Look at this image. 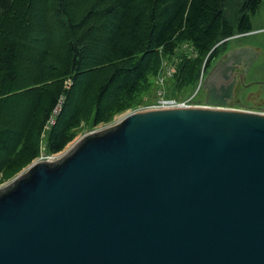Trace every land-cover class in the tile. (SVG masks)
Segmentation results:
<instances>
[{
	"label": "water",
	"instance_id": "95a60500",
	"mask_svg": "<svg viewBox=\"0 0 264 264\" xmlns=\"http://www.w3.org/2000/svg\"><path fill=\"white\" fill-rule=\"evenodd\" d=\"M0 264H264V114L131 111L33 161L0 189Z\"/></svg>",
	"mask_w": 264,
	"mask_h": 264
},
{
	"label": "trees",
	"instance_id": "16d2710c",
	"mask_svg": "<svg viewBox=\"0 0 264 264\" xmlns=\"http://www.w3.org/2000/svg\"><path fill=\"white\" fill-rule=\"evenodd\" d=\"M37 1L0 0L4 179L42 153L63 150L83 123L96 127L152 101L136 102L163 55L179 59L169 96L194 89L203 66L207 69L226 50L225 39L254 30L252 17L263 0H45L34 12ZM39 14L52 18L60 36L55 31L32 66L36 74L21 81L22 54L30 47L33 57L37 47L30 44H40L37 36L47 32ZM26 99L28 115L19 120L10 106Z\"/></svg>",
	"mask_w": 264,
	"mask_h": 264
},
{
	"label": "rangeland",
	"instance_id": "374dc122",
	"mask_svg": "<svg viewBox=\"0 0 264 264\" xmlns=\"http://www.w3.org/2000/svg\"><path fill=\"white\" fill-rule=\"evenodd\" d=\"M44 1L45 0H39L36 3H34L33 9L35 7H37L38 2L43 4ZM33 9H31V12ZM35 11L36 10L34 9V12ZM37 21L46 23L45 26L42 25L41 29L43 30V32L44 31H47V32L45 33V37L44 36L41 37L40 35L37 36V38H40V41H41L40 44H37V43L30 44V46L31 47L33 46V48H34V46L37 47V49L35 51V55L33 57H32L33 53H32V51H30V47L25 49L26 51H28V53L24 52L22 54V66L20 67L21 68V70H20L21 71L20 72V80L21 81L27 79V77H29L31 75L33 76L34 74H36L35 69H33V67L34 68L36 67V64L39 61V57H41V54L44 51L45 45H47V44L51 45L52 39H53V34H55V31H57V33L60 36V30H58L57 25L53 22L51 17L49 18V16H47L45 18V17H42L41 14H39ZM252 21H253V28H255V29L253 31L247 33V34L241 35L240 37H238L235 40L228 41L226 43V46H225L226 50L219 57H217V59L224 56L226 53L229 52V50L231 51L232 49L237 48V46H240V45L241 46L254 45L258 48H261L262 53H261L260 57L258 58V60L255 63L254 62L252 63V65H251L252 70L250 72L249 78L247 79V81H249V80L255 78V79L261 81V83L259 82V83H257V85H254L252 88H250V90H252L254 93L259 94L261 96L264 93V28H261V27H264V0L262 1L261 5H260L259 10L252 17ZM33 22L35 23L36 19L33 20ZM48 32H50V34L48 36V41H46L44 38H47ZM189 49H190V46L188 44H185L184 49H182V51L187 52V50H189ZM177 65H178V57L176 55L171 56L169 58L166 57L165 55H163L162 60H161V66H160L157 74L155 76L151 77L150 81L148 82L147 88H145L141 92V94L139 95L136 102L143 103V101L145 102V101L154 99L162 89H164L166 91V95L169 96L171 94V89L174 87L175 78L170 79V77H169L168 80L165 82L164 86H162L158 80V74H159L160 70L162 69V67H164L166 69V68L171 67V66H173L175 68L174 70H176V72H177V70H178ZM212 67H213V64H211L205 70L206 78H207L208 73H209L208 69H210V68L212 69ZM176 72H175V74H176ZM205 86H206V84H205ZM205 86L203 87V85H202V87L200 88V79H199L198 84L196 85V87L194 89L188 90V91L180 90V91H178L172 95L179 98V99H186V98L192 97V101L195 102V104L207 105L206 98H205V95H206V89H205L206 87ZM212 87H211V90H212ZM259 95H257V98H259ZM241 99H242V102H246L247 96L245 95V96L241 97ZM29 100L26 99L25 101H15V104H13V106H10V109H11L10 112L12 114H14L15 117L18 118L19 120L22 117H25L26 115H28L27 113L29 110V105H28ZM227 106L235 107V108H241V105H236V104L234 105L233 103L228 104ZM137 107L130 108L123 113L117 114L112 119V121L107 122V123L106 122L101 123V124L97 125L96 127L95 126L91 127L88 123H83L80 127H78V129L76 131L77 132L76 137L72 141H70L63 150H61L60 152H57V153L64 154L65 152H67L70 149V147L75 142H77L84 135L90 133L92 130H98L101 128H105L106 126L116 124L118 121L121 120V118L125 114H127L128 112H131V111H135L137 109ZM248 108H251V107H248ZM47 133H48V131L45 132L46 135H47ZM45 134L43 137L44 141L46 140ZM36 160H37V158L33 161H36ZM23 169L20 172H22ZM19 173H17L16 175H18ZM16 175L11 177V178H6V179H4L0 176V189L5 188L16 177Z\"/></svg>",
	"mask_w": 264,
	"mask_h": 264
},
{
	"label": "flooded vegetation",
	"instance_id": "af4514ba",
	"mask_svg": "<svg viewBox=\"0 0 264 264\" xmlns=\"http://www.w3.org/2000/svg\"><path fill=\"white\" fill-rule=\"evenodd\" d=\"M219 59L212 63V69H214L206 82V103L219 105L233 103L247 109L264 107V93L260 96L250 90L257 83H261V81L255 78L247 81L252 70V61L254 60V54L250 48L241 45L237 46L216 65ZM212 69H208V72ZM209 85L213 86L212 90ZM245 95L247 100L242 102L241 97ZM257 95H259V98H257Z\"/></svg>",
	"mask_w": 264,
	"mask_h": 264
},
{
	"label": "built area",
	"instance_id": "2783aa9c",
	"mask_svg": "<svg viewBox=\"0 0 264 264\" xmlns=\"http://www.w3.org/2000/svg\"><path fill=\"white\" fill-rule=\"evenodd\" d=\"M241 35H244V33L239 34L237 36H241ZM174 69L175 68L173 66L168 67L166 69L164 67H162V69L160 70V72L158 74V80L162 86H164L165 82L168 80L169 77H170V79L172 77H174L175 72H176V70H174ZM203 80H204V76L202 75L200 78V88L203 84ZM192 105H198V104L193 103L192 97L186 98V99H179L177 97L167 96L166 91L164 89H162L158 93V95L154 99H152V101L140 105L139 107H137V109L135 111L147 110V109L188 107V106H192ZM254 111L264 114V107L258 108ZM64 154H60V153H55V154H50V155L42 154L40 157L37 158V160L55 161V160L61 158Z\"/></svg>",
	"mask_w": 264,
	"mask_h": 264
},
{
	"label": "crops",
	"instance_id": "0c3cea01",
	"mask_svg": "<svg viewBox=\"0 0 264 264\" xmlns=\"http://www.w3.org/2000/svg\"><path fill=\"white\" fill-rule=\"evenodd\" d=\"M253 22V21H252ZM264 28V27H261ZM255 29V28H254ZM248 48H250V50L252 51V53L254 54V60L252 61V63L256 62L258 60V58L260 57L261 53H262V49L258 48L254 45H247Z\"/></svg>",
	"mask_w": 264,
	"mask_h": 264
},
{
	"label": "bare ground",
	"instance_id": "6f19581e",
	"mask_svg": "<svg viewBox=\"0 0 264 264\" xmlns=\"http://www.w3.org/2000/svg\"><path fill=\"white\" fill-rule=\"evenodd\" d=\"M193 103H195V102H193ZM162 109V108H161Z\"/></svg>",
	"mask_w": 264,
	"mask_h": 264
}]
</instances>
